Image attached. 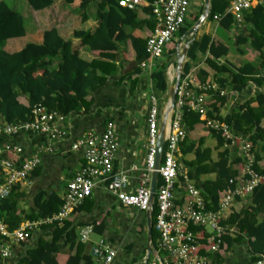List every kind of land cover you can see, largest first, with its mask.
<instances>
[{"label": "trees", "instance_id": "16d2710c", "mask_svg": "<svg viewBox=\"0 0 264 264\" xmlns=\"http://www.w3.org/2000/svg\"><path fill=\"white\" fill-rule=\"evenodd\" d=\"M29 8L34 12H40L53 6V0H25ZM98 4L99 26L93 32L74 31L72 38L79 41V47H87L96 57L95 60L87 62L83 60L78 48L72 45L71 41L64 40L59 36L56 29L62 25L70 14L76 11H86L88 6L94 2ZM120 0H63L55 18V26L43 33L41 44L25 43L21 49L9 52L6 45L12 40H27V31L24 19L18 12L13 11L4 2H0V123L11 125L17 122L26 121L31 115L35 106L44 107L50 113H58L68 116L71 113L87 111L89 92L100 88L106 83L107 78L116 71V63L129 62L125 54L117 51L118 42H130L134 51L132 62L146 58V42L152 36L154 20L151 15V8H138L129 11L118 6ZM149 3L152 0H148ZM231 0H210V14L208 21L214 22V17L221 19L218 25L223 30H229L235 25L234 17L225 15L226 9ZM204 8L201 6L198 13L187 19L184 26L175 36L167 48L165 57L172 59L177 55L178 43L187 36L191 27L196 23ZM145 14L152 30L147 40H141L124 33L128 26L140 25V14ZM83 20L86 17H82ZM143 24V23H142ZM242 27L245 32H240L235 45L241 47L248 45L257 53L258 65L244 63L236 72L231 74L230 87L234 92H242L248 81L261 85L264 82V0L255 8H251L243 14ZM25 42V41H24ZM27 42V41H26ZM229 53L228 47L217 40L202 36L200 41L190 43L187 52V61L182 69V76L190 73V62L194 61L198 54L210 55L213 60L225 58ZM210 67H218L212 60H209ZM57 62L58 67L53 68ZM53 68V69H51ZM216 69V68H215ZM217 70V69H216ZM223 69H218L222 73ZM225 70V71H224ZM223 72H227L224 69ZM201 82L208 80V75L199 72ZM155 89L160 93L167 92L166 73L163 68L156 70L152 75ZM221 87L225 81L213 78ZM212 81V80H210ZM198 80L191 78L190 88L194 90ZM208 83V82H206ZM209 86V84H205ZM219 95V93H217ZM216 95V96H217ZM25 99L26 103H22ZM216 103L223 104V99L214 103V109L208 111V118H215L230 126L235 135H239L244 144L250 147V153L254 156L253 171L261 177L258 186L250 194L251 205L242 210L239 214L231 215L229 223L223 221L221 225H234L237 235L222 237L221 250L226 247L228 250L232 243L245 240L248 245L250 264H257L264 261V167L261 163L264 160V94L257 93L254 98L244 104L240 111L224 118L216 116L218 109ZM205 106L209 105L205 102ZM182 126L186 132L185 140L180 144V163L185 169L188 179L198 181L200 177L213 174L214 180H207L197 188L205 202L207 210L217 211L221 193L228 187L231 179L237 177L235 165L239 160L231 161V155L239 142L234 144L223 141L222 134H217L205 129L206 123L194 113L187 104L182 110ZM206 130L216 141L217 146L224 149L213 161L210 151L203 149V143L208 136L202 131ZM1 141V140H0ZM192 155L193 160L188 162L186 156ZM16 162L15 158H12ZM182 181V178H180ZM20 185V184H19ZM16 187L13 188V190ZM10 196L0 204V220L8 227L10 232L20 227L21 219L16 217L15 197ZM64 199L52 196L47 201L37 200V214L34 221L44 220L56 214L62 206ZM176 205V204H175ZM179 206V205H177ZM157 208L154 206L152 215V242L151 247L157 251L159 234L155 230ZM262 214V218H258ZM56 228L53 232L51 243L40 240L35 248L28 250L26 257L15 260L12 264H94L91 254L83 256H57L59 253L56 247V239L64 238L66 242H74L75 232L66 222L58 226H43ZM103 224L94 223L93 233L101 235ZM193 233L202 232L199 228L191 227ZM55 238V240H54ZM206 235L202 244L204 249L209 248ZM22 245L27 244V240ZM225 250V251H226ZM204 255V252H201ZM219 258V257H218ZM149 257L147 264L150 262Z\"/></svg>", "mask_w": 264, "mask_h": 264}, {"label": "crops", "instance_id": "0c3cea01", "mask_svg": "<svg viewBox=\"0 0 264 264\" xmlns=\"http://www.w3.org/2000/svg\"><path fill=\"white\" fill-rule=\"evenodd\" d=\"M62 1L53 0L52 7L40 12L31 11L32 17L27 23V40L24 39V44L42 43L43 33L55 26V18ZM98 4L99 1H94L88 6L86 11H76L70 14L62 25L56 27L59 36L64 40L71 41L72 45L78 48L80 57L87 62L95 60L96 57L87 47H79V41L72 38V33L74 31L93 32L98 28L100 22L98 20ZM148 4V0H142V5L139 8H147ZM260 4L261 0H257L252 8ZM201 6H203V0H201ZM190 15L195 16V13L190 11ZM82 17H86V19L83 20ZM139 18L143 24L140 23L136 27L128 26L124 28V33L127 36L130 35L144 41L147 40L152 30L149 28V22L145 14H140ZM232 27L235 28V34L229 36L227 33ZM232 27L229 30H223L219 27L218 22L207 20L193 36H186L178 43L177 54L181 53L182 48L187 43L190 46L191 42L200 41L202 36L217 40L228 47L229 53L223 59L213 60L208 54H198L196 59L190 62L191 69L189 74L198 80L197 86H205V84L211 86V89L205 93V102L209 105L207 110L212 111L214 103L223 99L222 105L216 103V108L218 109L216 116L219 118L239 112L244 104L254 98L255 94H264V82L258 85L255 82L248 81L245 89L240 93L232 91L230 87L231 74L236 72V68H239L244 63L258 65L257 53L248 45L241 47L235 45L237 37L240 32H245V28L238 29L236 25ZM217 35L219 38L216 37ZM225 43L228 44L226 45ZM24 46L21 41L15 43V40H12L7 43L6 50L12 52ZM116 46L118 53L121 55L125 54L129 62L116 63V71L107 78L106 83L100 88L89 92L87 98L89 108L87 111L82 110L81 112L65 116L62 126L68 133L67 138L50 142L45 136L38 134H20L14 137L0 135V148L5 143H10L22 149L21 160L30 159L35 155L40 158V164L29 175L27 181L17 185L12 193L16 200L15 216L21 219L20 227L33 223L32 219L38 211L36 203L39 196L41 202L49 200L52 196L64 199L67 185L84 166L83 150L73 151L72 145L87 133L100 135L108 122L113 123L115 127L117 143V152L113 163L114 171L126 175L125 192L127 194L134 193L138 188L139 173L144 167L146 156V119L149 109V98L151 96L156 97L160 105L165 108L168 99V89L175 83L177 55L172 59L167 57L159 59L153 64L151 69L143 70L139 66L132 69L129 65L132 63L131 59L134 56V51L130 42H118ZM209 60H212L218 67H210ZM186 61L187 58L185 57L184 63ZM51 67H58V63L55 62ZM161 68L166 73L167 92L164 94L155 89L154 81L152 80L153 73ZM220 68L226 69L227 72L222 70V73H220L218 71ZM199 72H204L209 76L204 83L201 82L202 80L198 76ZM213 78L224 80V87H221ZM21 102L26 103L25 99H21ZM164 108L162 111H164ZM4 126L5 123L1 122L0 127L3 128ZM202 132L208 135L203 143V149L210 151L211 158L216 161L217 155L223 151V148L217 146L215 139L206 130ZM185 160L190 162L193 160V156L188 155ZM236 160L231 159V161ZM235 169H239V164L235 165ZM214 179L215 176L210 174L200 177L198 181L191 180V182L195 187L197 185L200 187L203 182ZM179 184V188L175 191L176 206H181L186 201L181 180H179ZM249 205H251L250 195L238 198L231 209L224 215L222 223L223 221H226V223L228 221L229 223L231 215L239 214ZM258 218H262V214ZM100 222L103 224L101 235L93 234L90 236L89 242H79L78 233L80 229L86 226L93 227L94 223ZM66 223L74 229L75 240L71 243L66 242L65 237L56 239L55 245L59 249L57 256L89 255L92 247L99 240H104L106 245L115 252V258L111 264H147L149 258L146 255L147 227L145 213L135 208L121 206L116 198L102 187L95 188L92 197L87 199ZM223 228L225 235L230 237L237 235V229L234 225L226 224ZM55 229L54 227H38L29 231L26 245L0 236V249L8 248L12 255L11 259L4 260L0 258V264H12L13 261L26 257L28 250L35 248L40 240L51 243ZM93 236H98V239L93 240ZM247 244V241L240 240L232 243L228 250L224 247L220 254L204 253L207 264H250ZM152 261L153 258L151 257L148 264H151Z\"/></svg>", "mask_w": 264, "mask_h": 264}, {"label": "built area", "instance_id": "2783aa9c", "mask_svg": "<svg viewBox=\"0 0 264 264\" xmlns=\"http://www.w3.org/2000/svg\"><path fill=\"white\" fill-rule=\"evenodd\" d=\"M257 0H231L225 15H232L238 29L242 28L243 14L250 10ZM191 0H152L149 3L154 20V30L146 42V61L139 67L143 70L151 69L153 64L167 52L180 29L184 26L190 14ZM142 5V0H120L118 6L129 11H135ZM221 18L214 17L218 22ZM190 74L181 77L176 92L175 110L171 117L165 138L161 163L157 170L159 182L155 190L154 206L156 205L155 230L159 234L158 249L153 250L154 257L151 264H207V259L201 252L217 254L220 252L222 237L225 230L221 225L224 215L231 209L238 198L250 195L258 186L261 177L252 169L254 156L250 147L244 144L239 135H235L230 126L215 118L207 117L205 93L211 86H195L190 88ZM200 116L206 124L205 129L222 134L227 144L239 142L243 148V164L239 168L238 176L231 179L228 187L221 193L218 210L206 209L200 191L187 178L185 169L180 163V144L185 140L186 132L182 126V110L184 106ZM163 108L154 96L149 98L147 114L146 156L145 164L139 173L138 188L132 194L125 192L127 177L124 173L114 171V160L117 152L115 127L108 122L100 135L87 133L76 140L72 145L73 151L83 150L84 166L74 175L66 188L64 202L60 210L44 220L28 223L10 232L0 220V236L12 239L16 243L25 242L29 231L43 226L61 227L79 209L87 199H90L93 190L102 187L113 195L123 207L135 208L146 213L150 203V184L155 169L157 154V137L163 114ZM165 109V108H164ZM65 116L50 113L44 107L35 106L31 110L28 120L0 127V135L14 137L20 134H38L45 136L50 142L61 141L67 138L68 133L63 128ZM225 146L227 147V145ZM22 149L16 145L5 143L0 148V204L6 200L14 187L25 183L29 175L40 164L38 155L21 160ZM16 159V162L12 160ZM182 178V189L186 201L181 206L175 205V191L179 188ZM199 228L202 232L193 233L190 228ZM93 227L86 226L79 230L78 240L81 243L89 242ZM206 234V243L209 248L204 249L202 241ZM94 264H111L115 252L99 240L91 249ZM8 248L0 249V258L11 259Z\"/></svg>", "mask_w": 264, "mask_h": 264}, {"label": "water", "instance_id": "95a60500", "mask_svg": "<svg viewBox=\"0 0 264 264\" xmlns=\"http://www.w3.org/2000/svg\"><path fill=\"white\" fill-rule=\"evenodd\" d=\"M203 6L204 10L198 20L196 21L195 25L191 27L189 32L187 33V36H193V34L201 27V25L208 20L209 14H210V0H203ZM189 47V43H187L183 48L180 54H177L176 57V71H175V83L174 85L168 89V99H167V104L165 105V109L162 114V119L160 123V128H159V133L157 137V154H156V159H155V171L152 174L151 178V184H150V203H149V208L145 213L146 216V235H147V246H146V255L147 258L149 257H154V253L151 247V242H152V215H153V210H154V194L156 187L159 182V177L157 170L159 169V165L161 163L162 159V153L164 149V144H165V138L167 134V129L169 125V121L171 117L173 116L174 110H175V102H176V92L177 88L179 85V81L182 76V69L184 66V60L186 57V52ZM146 61V58H142L141 60L137 62H132L129 67H138L140 66L143 62ZM131 69V70H132ZM257 264H264V261L259 262Z\"/></svg>", "mask_w": 264, "mask_h": 264}, {"label": "rangeland", "instance_id": "374dc122", "mask_svg": "<svg viewBox=\"0 0 264 264\" xmlns=\"http://www.w3.org/2000/svg\"><path fill=\"white\" fill-rule=\"evenodd\" d=\"M0 2L6 3L8 5V7L11 8L13 11L18 12L19 14H21V16L24 19L25 28H26V31H27V27H28L27 23L29 22V20L32 17V14H31L32 10L27 5L26 1L25 0H0ZM196 3H197V5H196ZM199 8H201V0H191V3H190V11H191V13H195V15H196L198 13ZM189 17L191 19L193 17V15H190ZM233 34H235V28L234 27H232L229 30V33H227V35L233 36ZM216 37L219 38L218 35ZM19 41H21V43L23 45H25L23 38L21 40H15V43H18ZM225 44L227 45L228 43H225ZM162 58L165 59L166 58L165 55ZM166 104H167V102H166ZM263 145H264V142H263ZM224 149H226L225 145H224L223 150ZM243 150H244L243 148L239 147L238 149H235L234 152L231 155V159L232 160L237 159V160L240 161L239 163H237V164H239V168L240 169H241V166L243 164V162L241 160L244 157ZM217 157H218V155H217ZM261 166L264 167V160L261 163ZM236 171H237V176H238V173H239L238 169ZM96 239H98V236H93V240H96Z\"/></svg>", "mask_w": 264, "mask_h": 264}]
</instances>
